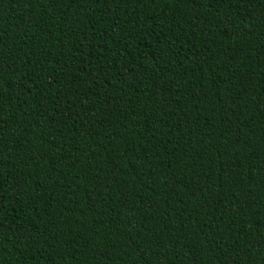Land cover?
<instances>
[{"label":"trees","instance_id":"1","mask_svg":"<svg viewBox=\"0 0 264 264\" xmlns=\"http://www.w3.org/2000/svg\"><path fill=\"white\" fill-rule=\"evenodd\" d=\"M0 264H264V0H0Z\"/></svg>","mask_w":264,"mask_h":264}]
</instances>
